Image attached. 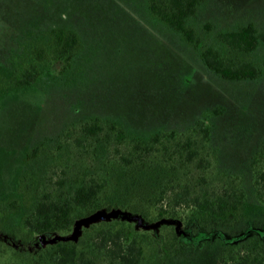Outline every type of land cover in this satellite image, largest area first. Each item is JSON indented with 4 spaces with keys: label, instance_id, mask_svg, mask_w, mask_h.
Listing matches in <instances>:
<instances>
[{
    "label": "rangeland",
    "instance_id": "obj_1",
    "mask_svg": "<svg viewBox=\"0 0 264 264\" xmlns=\"http://www.w3.org/2000/svg\"><path fill=\"white\" fill-rule=\"evenodd\" d=\"M207 21L213 24L208 33L203 29ZM249 21L264 31V0H205L192 20L201 46H218L217 32ZM62 24L84 42L71 69L46 71L37 84L11 89L0 99V196L14 192L18 172L31 168L37 176L44 174L46 161L24 162L26 150L39 140L62 141L79 155L74 138L91 116L115 118L143 135L159 129L181 132L206 108L221 104L223 113L207 119L217 157H210L207 169L191 168L184 180L200 195H219L232 184L244 187L245 221L235 232L202 230L188 218L183 202L175 209L185 219L154 222L127 209H99L70 230L36 233L28 243L0 233V264H31L33 256L58 240L82 237L86 242L92 227L102 222H129L159 239L172 228L181 242L195 248V264H219L227 244L253 235L264 238V203L256 196L252 166L254 154L264 153V42L248 55L261 67V76L229 81L207 69L198 48L152 18L146 0H0V67L10 71L30 36ZM94 149L95 154L90 149L85 154L86 172L98 171L108 155L100 142ZM19 220L12 214L5 227ZM94 264L117 263L99 254Z\"/></svg>",
    "mask_w": 264,
    "mask_h": 264
},
{
    "label": "trees",
    "instance_id": "obj_2",
    "mask_svg": "<svg viewBox=\"0 0 264 264\" xmlns=\"http://www.w3.org/2000/svg\"><path fill=\"white\" fill-rule=\"evenodd\" d=\"M204 1L146 3L152 18L198 48L207 69L229 81L260 77L261 67L248 55L264 42V31L249 21L217 32L218 46H201L202 36L192 20ZM212 28L210 21L203 24L207 33ZM29 40L10 71L0 67V99L11 89L37 84L46 71L66 73L84 47L81 35L64 24L34 34ZM223 111L221 104L206 108L184 131L159 129L147 135L128 130L115 118L94 115L81 122L79 135L74 138L79 155L62 141L51 144L49 139L39 140L26 150L24 162L46 161L47 167L41 176L31 168L18 172L14 192L0 196V233L28 243L36 233L70 230L78 219L99 209H127L148 222L165 217L185 219L175 209L182 202L188 218L200 229L237 231L245 221L244 187L232 184L219 195H200L193 194L192 183L184 180L191 168L207 169L212 164L210 157H217V147L209 143L211 126L207 119ZM97 142L108 155L98 171L86 172L82 165L85 154L89 149L95 154ZM252 166L256 196L264 203L262 151L254 154ZM12 214H18L20 220L7 229L5 224ZM99 254L117 264H195V248L181 242L172 228L159 239L125 221L96 224L86 242L82 237L77 242L58 240L43 253L32 255L31 264H94ZM218 263L264 264V238L253 235L227 244Z\"/></svg>",
    "mask_w": 264,
    "mask_h": 264
}]
</instances>
